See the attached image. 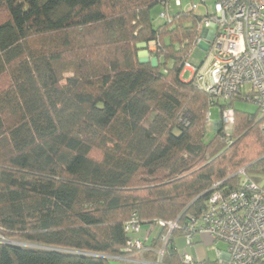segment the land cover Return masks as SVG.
<instances>
[{
	"label": "trees",
	"instance_id": "trees-1",
	"mask_svg": "<svg viewBox=\"0 0 264 264\" xmlns=\"http://www.w3.org/2000/svg\"><path fill=\"white\" fill-rule=\"evenodd\" d=\"M164 1L0 0V264H114L133 214L185 223L240 169L264 180V119L235 109L244 98L205 140L228 105L183 77L203 17L179 7L155 26Z\"/></svg>",
	"mask_w": 264,
	"mask_h": 264
},
{
	"label": "built area",
	"instance_id": "built-area-1",
	"mask_svg": "<svg viewBox=\"0 0 264 264\" xmlns=\"http://www.w3.org/2000/svg\"><path fill=\"white\" fill-rule=\"evenodd\" d=\"M183 7V0H165L160 18L170 21V7ZM200 7L205 9L204 12ZM203 17L199 23V37L195 47H201L206 57L199 66L186 62L197 86L212 99L228 105L221 111L220 122L226 133L235 123V110L230 103L239 95L258 105L264 119V0H208L191 2L188 7ZM155 44V42H154ZM211 112L208 119H211ZM264 134V124H263ZM241 186L238 189H220L221 182L213 185L206 206L198 217L181 223L158 220L141 236L143 224L137 214L125 223L129 235L126 256L118 260L142 264H167L165 257L175 233L181 232L187 245H193L197 235L210 237L216 246V258L196 259L189 254L180 255V264H264V180L240 169ZM159 225L160 246L151 247L153 230ZM0 242H7L0 234ZM225 243L226 249L217 247ZM154 250L156 259L146 258V252Z\"/></svg>",
	"mask_w": 264,
	"mask_h": 264
},
{
	"label": "rangeland",
	"instance_id": "rangeland-1",
	"mask_svg": "<svg viewBox=\"0 0 264 264\" xmlns=\"http://www.w3.org/2000/svg\"><path fill=\"white\" fill-rule=\"evenodd\" d=\"M191 2L199 3L200 0H183V7L182 8L187 9L188 5ZM208 4H209V6L211 4H213V0H208ZM170 10H171V13L174 14L175 12L181 10V8L176 7L172 3ZM200 10L202 12L205 11V9L203 7H200ZM161 11H162L161 5L156 6L151 11L152 19H153L155 26H159V25L163 24V22H164L163 19L160 18ZM205 57H206L205 51L201 47H195L193 49L191 55L188 58V62H190L192 65L199 66L201 64V62L205 59ZM150 59H151L153 64L157 63L156 57H152ZM171 64H172V61L169 62V66ZM183 77L186 80L191 79V71L186 69L184 74H183ZM234 106H235V109L240 111V112L253 114L256 116L257 119H261V112L259 110V107L254 102H250L247 100L237 98L234 102ZM211 113H212L211 119L208 120V118H207L208 126H207L206 138H205V140H207V141L212 140L216 136V130L219 129V127L221 126L219 106L212 107ZM247 140L250 141V143L253 141V139L251 137L248 138ZM255 147L257 148L256 143H255V145H252V147H249V148L246 147L247 153L253 154L254 152L252 150ZM254 177L257 180H263L262 177H260V176H254ZM159 230H160V227H159V225H157L155 227V229L153 230V237L159 233ZM197 236H200V235H197ZM204 238L205 237H203L202 242L194 243L193 245H187L185 238L183 236H181V237H178L176 239V247H177L179 253L182 255L189 254L193 258L200 259V260L201 259H208V258L214 260L216 258V246L212 243V241L209 237H208L209 239L206 238L207 240ZM11 241L19 243V244L24 243L19 238H14ZM26 246L37 247L36 245H26ZM217 247L220 249H226L227 245L225 243L221 242L217 245Z\"/></svg>",
	"mask_w": 264,
	"mask_h": 264
},
{
	"label": "crops",
	"instance_id": "crops-1",
	"mask_svg": "<svg viewBox=\"0 0 264 264\" xmlns=\"http://www.w3.org/2000/svg\"><path fill=\"white\" fill-rule=\"evenodd\" d=\"M141 47H144L145 44H140ZM149 48L150 49H154L155 48V44L154 42H151L149 44ZM139 59L141 61H147L150 59V54H149V50H141L139 52ZM190 80V79H189ZM150 230V225L149 224H146V225H143V228H142V233H141V236H145L147 234V231ZM207 236V235H206ZM205 235L204 236H197L196 237V241L195 243H198V242H202L203 240V237H205L204 239L208 238V236L206 237ZM210 238V237H209ZM208 238V239H209ZM207 240V239H206ZM114 264H142V263H138V262H131V261H126V260H118L116 261Z\"/></svg>",
	"mask_w": 264,
	"mask_h": 264
}]
</instances>
